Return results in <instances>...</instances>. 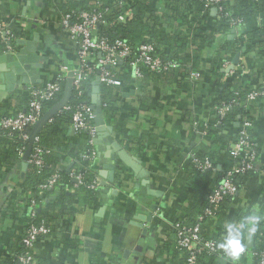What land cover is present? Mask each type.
Returning <instances> with one entry per match:
<instances>
[{
	"label": "crops",
	"instance_id": "crops-1",
	"mask_svg": "<svg viewBox=\"0 0 264 264\" xmlns=\"http://www.w3.org/2000/svg\"><path fill=\"white\" fill-rule=\"evenodd\" d=\"M0 7V16L11 29L18 31L20 23L24 24L25 34L20 31L24 39L38 34L35 52L42 67L32 68L31 74H38L39 79L34 84L15 86L13 91L0 97V103L11 99L10 107H17L13 93L27 95L30 86L43 83L62 66L75 71L78 66L76 47L61 24L59 5L51 0H0ZM211 15L216 13L211 12ZM210 21L206 19L201 30L210 26ZM162 25L164 31L168 29L164 23ZM262 26L264 12L248 19L243 26L231 28L226 36L213 33L202 45L201 59L196 65L195 48L190 40L199 30H192L185 47L191 60L186 62L181 82L172 78L152 80L145 77L143 88L138 79L124 88L125 107L113 118L105 119L113 127L115 141L140 161L142 173L135 175L117 156L113 159L115 149L111 146L94 144L95 157L90 167L96 171L100 182H107L109 169L106 166L114 164V182H108L109 186L100 184L95 196L87 201L82 195L77 196L76 186L69 187L68 194L74 198L70 203L62 204L65 213L59 214L54 230L36 242L37 258H44L47 264H170L169 255L161 247L175 236L172 226L181 215L180 208L189 205V188L195 184L200 190L203 188V199L214 190L209 184L210 178L200 181V173L204 171L197 169L196 173H188L194 158L208 156L212 145L203 127L215 115L209 72L212 56L224 39L232 40L242 30ZM19 47L17 45L14 51ZM4 52L0 51V54ZM227 54L221 52L218 55L227 57ZM236 54L238 61L245 63L244 78L253 84L264 83V58L258 59L257 50ZM191 71L198 73V77L190 78ZM129 106L133 108L131 115H128ZM252 120L250 136L258 155L256 168L261 169L264 167V97L256 100ZM234 125L237 127L236 123ZM234 132L233 126L229 125L221 131L223 141L216 147L214 159L218 169L230 157L225 149L234 142ZM74 135L71 126L65 127V144L76 142ZM79 145L73 147V153L85 158ZM58 158L59 169L68 170L74 161L62 152ZM18 164L0 175V259L20 246L29 219V206L17 196V182L21 179ZM208 171H211L210 177L214 176L213 169ZM248 214L259 215L262 219L256 231L249 234V246L245 233L247 248H252L255 241L264 245V175L258 171L251 172L238 187L222 220L217 222L215 216L209 219L203 233L207 235L211 231L210 235L214 234V223H217L222 241L226 223L238 221ZM215 259L217 264H232L222 250L215 254ZM255 260V256L248 254L241 257L239 264H254Z\"/></svg>",
	"mask_w": 264,
	"mask_h": 264
},
{
	"label": "trees",
	"instance_id": "trees-1",
	"mask_svg": "<svg viewBox=\"0 0 264 264\" xmlns=\"http://www.w3.org/2000/svg\"><path fill=\"white\" fill-rule=\"evenodd\" d=\"M60 7L62 15L70 14V20L78 21L77 18L80 12L99 13L103 15L104 21L100 23L97 32L100 36H104L110 43L115 39L126 41L131 46L136 43L150 44L152 46L151 54L159 57L163 64L173 62L178 64L177 68L160 69L159 71H146L143 76L138 79L139 86L144 87V79L151 77L152 80L172 78L177 83L182 81L185 73L186 62L191 55L186 52V45L192 30H199L192 35L190 44L195 48V65L201 59L200 49L202 45L212 37L213 33H220L226 36L231 28L243 26L244 23L264 12V0H229L227 4H222V9H216V15H211L212 5H206L207 0H51ZM218 6V5H216ZM130 7V8H129ZM159 7V8H158ZM191 7H194L192 9ZM125 8H129L131 15L124 21L118 20L117 15ZM1 9V7H0ZM206 19H211L210 26L203 27ZM239 19V22L232 24V20ZM168 29L163 30V25ZM171 29V30H169ZM14 39L8 42H0V51H5L7 43L11 49H16V37L21 36V33L13 30ZM257 50L258 59L264 58V26L253 29H245L239 32L232 40L224 39V42L217 46L215 53L210 62V75L212 78V95L213 102L216 106L228 104L234 100L229 110L226 111L223 117H219L216 113L214 118L205 124V132L208 138L212 141L211 149L207 154L208 158L214 164V176L210 177L211 171H204L201 174L200 181H205L210 178V185L215 188L220 181L222 175L227 169H230L237 163V159L227 157L225 163L217 168L215 149L222 143L220 137L221 131L228 125L233 126L234 141L237 138L238 127L235 123H240L243 118L252 120V109L256 100L262 99L264 96H259L255 100L246 102V95L261 84H253L252 81L244 78V62L237 61L234 64L235 72L231 76H225L222 69L221 57L219 53H226L227 58L232 62L236 52L241 54L247 50ZM132 60V54L126 56L123 60L117 61L115 65L108 69L114 73V77L120 82L119 85H108L99 83V99L101 109L105 118H113L124 106L123 90L133 79L130 76L128 62ZM94 64V62H92ZM94 72L85 76L80 84L73 88L67 108L57 112L37 134L38 146L42 148L41 157L43 165L37 167L28 163L24 171L23 177L17 182L19 191V201L25 205H30V201L34 200L32 206L33 216L28 220V223H36L39 221L54 230L56 220L59 214L65 213L62 209V204L70 203L74 198L72 194H68V188L76 186L77 196L82 195L84 201L90 200L95 196L98 189L90 188V185L97 176L96 171L90 167L93 160L91 153L94 150V144L89 142L90 134L88 129H79L75 131L76 142L65 144L63 130L72 124L73 113L79 110L80 107H90L92 95V82L95 75L98 73V68L94 66ZM63 82L61 89L52 99L43 101L41 113L43 114L55 101H57L62 93ZM29 91V88L27 92ZM146 93V92H145ZM25 94V95H24ZM15 92L12 98L17 100V107H10L11 99L0 103V119L5 116H10L18 111L26 110L29 103V93ZM137 97L139 98L138 94ZM145 97V96H144ZM140 100V99H139ZM16 101V102H17ZM141 102V101H140ZM128 115L133 114V108ZM93 124V121H91ZM29 128L22 132L11 131L0 128V175L7 173L11 167L20 162L21 152L24 150L25 140L22 134H27ZM65 132V131H64ZM253 142V141H252ZM81 143V144H80ZM80 144V145H79ZM79 145L82 154L85 158L74 154V146ZM254 145V144H253ZM226 152L228 151L226 147ZM65 153L72 157L73 163L66 169L57 167L59 153ZM75 157V158H74ZM87 157V158H86ZM202 158V157H201ZM195 164V163H194ZM192 164L188 173H196L197 167ZM71 173L79 175L80 182H73ZM58 174L55 184L51 188H40L52 175ZM249 172L238 174L234 177V183L239 187L249 176ZM195 184L189 188L188 196L190 198L187 207H181L176 221L192 227L198 222V217L204 215L207 208L212 209L213 217L217 222H220L225 214L230 196H226L215 205H209L207 199H203V188ZM209 195V194H208ZM215 233H203L205 238H213L218 245L220 229L217 227ZM25 226V228H26ZM172 241H165L161 249L170 257V264H217L215 254L206 251H200L195 254L193 263L187 261L188 251L178 250L176 247V232ZM252 249L260 251L264 249V245L255 241ZM23 251V246H20L11 254H6L0 259V264H16V256ZM9 253V252H8ZM44 258H37L38 264H47Z\"/></svg>",
	"mask_w": 264,
	"mask_h": 264
},
{
	"label": "built area",
	"instance_id": "built-area-1",
	"mask_svg": "<svg viewBox=\"0 0 264 264\" xmlns=\"http://www.w3.org/2000/svg\"><path fill=\"white\" fill-rule=\"evenodd\" d=\"M228 2L229 0H207L206 5H212L217 10H221L222 4H227ZM129 8H125L117 15L118 20L124 21L131 15ZM77 18L79 20L76 22L70 20V14L62 15L61 18V24L66 31L68 39L76 47L78 66L75 69L73 87L78 86L85 76L92 74L95 65L96 68H98V73L95 76H98L99 83L112 86L119 85L120 82L108 68L115 65L117 61L123 60L129 54H132V60L128 62V67L130 76L133 80L143 76L146 71H159L160 69H174L178 67V64L173 62L163 64L159 57L153 56L151 54L152 46L150 44L136 43L134 46H131L126 41L120 39H115L110 43L104 36H100L97 32L99 24L104 21L102 14L80 12ZM231 22L232 24L237 23L239 19H234ZM22 26H24V24L20 23L18 32L21 31L24 33L26 30ZM14 38L13 29H11L9 24H6L0 16V42H8ZM18 39H24L23 35L16 37V41ZM5 51L13 52L14 49H11L9 43H7ZM92 62H94V64ZM221 62L225 76H231L235 72L234 64L224 55L221 56ZM67 72V67L62 66L61 70H57L52 77L45 80L43 83L30 86L28 91L30 96L28 108L18 111L13 115L2 117L0 119V128L8 130L9 132H22L34 124L42 115V102L52 99L53 96L60 91L61 82H64ZM189 74L190 78L198 77V73L195 71H191ZM259 96H264V83L259 87H253L246 95V102L255 100ZM233 103L234 100L221 106L213 104L212 107L219 117H223ZM64 108H67V105ZM91 121H93V113L90 107L82 106L73 113L72 129L74 131L88 129L90 134L89 142H92L95 136V128L94 125L91 124ZM237 127V138L227 151L231 157L237 159V163L224 172L217 186L207 196L209 205L213 206L217 204L226 196L233 197L236 195L238 186L233 181L236 175L255 171L264 175V167L261 169L256 168L258 155L250 136L253 120L243 118ZM22 137L25 140L27 134L23 133ZM37 142L38 138L36 136L28 158V163L41 167L43 165L41 157L42 148L38 146ZM94 155L95 152L93 151L91 156L94 157ZM193 162L199 171L214 169V164L207 156L201 159L195 157ZM71 177L75 178L77 183L80 182L79 175L71 173ZM57 178L58 174L52 175L44 184L40 185V188H51L55 184ZM99 186L100 180L96 177L90 185V188L98 189ZM34 204V200H31L29 205V219L33 216L31 208ZM211 218H213V211L207 208L204 211V215L199 216L198 222L192 227H186L178 221L173 223L172 227L176 232V247L178 250L188 251L189 255L187 261L189 263L194 262L197 252L206 251L211 254H217L221 251L213 238L203 237L204 226ZM50 232V228L43 221L28 223L21 237L23 251L16 256V264H38L34 252L35 244L39 239L49 235ZM248 254L255 256L256 260L254 264H264V249L255 251L252 248H247V251L242 257Z\"/></svg>",
	"mask_w": 264,
	"mask_h": 264
},
{
	"label": "water",
	"instance_id": "water-1",
	"mask_svg": "<svg viewBox=\"0 0 264 264\" xmlns=\"http://www.w3.org/2000/svg\"><path fill=\"white\" fill-rule=\"evenodd\" d=\"M212 13H216V8L211 9ZM38 32V31H37ZM40 32V31H39ZM38 34L34 33L30 39H18L17 45H20L16 51L4 52L0 54V97L6 95L8 92L13 91L15 86L26 85L28 83H35L39 79L38 74H31L32 68H41L42 63H39V56L35 52L36 40ZM238 61V54H236L232 60L235 64ZM75 71L69 70L66 73L65 80L63 82L62 93L60 98L55 101L36 121L29 127L27 137L25 139L24 150L21 154L18 168L20 170V177L24 175V171L28 166V158L32 149L34 138L44 127V125L61 109H63L69 102L71 92L73 90V78ZM90 108L93 113V125L95 128V136L92 139L93 144H104L111 146L115 149V155L118 160L130 168L135 175L140 176L142 173V167L140 161L129 155L121 145H119L113 138V127L107 124L103 115L100 99H99V80L98 76H95L92 82V95ZM239 123L236 122V126ZM114 164L107 165L109 169L107 175V182H100L101 185L109 186L108 182H114ZM146 175V174H145ZM76 181L75 178H73ZM250 236L247 233L246 244L249 246Z\"/></svg>",
	"mask_w": 264,
	"mask_h": 264
},
{
	"label": "clouds",
	"instance_id": "clouds-1",
	"mask_svg": "<svg viewBox=\"0 0 264 264\" xmlns=\"http://www.w3.org/2000/svg\"><path fill=\"white\" fill-rule=\"evenodd\" d=\"M261 219L259 215L248 214L238 221L226 223V235L218 247L231 260L232 264H239L242 255L247 251L245 233H254Z\"/></svg>",
	"mask_w": 264,
	"mask_h": 264
}]
</instances>
